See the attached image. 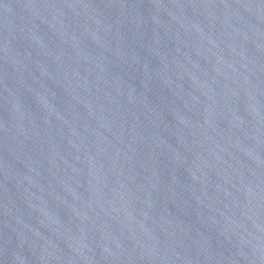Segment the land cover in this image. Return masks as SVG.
Returning a JSON list of instances; mask_svg holds the SVG:
<instances>
[{
	"label": "water",
	"instance_id": "obj_1",
	"mask_svg": "<svg viewBox=\"0 0 264 264\" xmlns=\"http://www.w3.org/2000/svg\"><path fill=\"white\" fill-rule=\"evenodd\" d=\"M0 264H264V0H0Z\"/></svg>",
	"mask_w": 264,
	"mask_h": 264
}]
</instances>
